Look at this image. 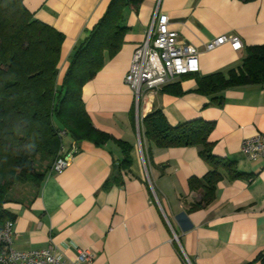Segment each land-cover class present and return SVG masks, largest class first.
Instances as JSON below:
<instances>
[{"label":"crops","instance_id":"obj_1","mask_svg":"<svg viewBox=\"0 0 264 264\" xmlns=\"http://www.w3.org/2000/svg\"><path fill=\"white\" fill-rule=\"evenodd\" d=\"M22 1L34 20L64 37L58 85L78 47L92 39L101 47V66L81 98L93 126L113 141L78 142L62 174L50 169L39 192L4 207L14 218L13 249L51 246L65 263L89 250L93 264H183L184 254L191 264H261L264 161L248 160L240 147L264 133V84L211 94L199 87L204 78L241 67L249 47L264 45V0H116L111 10L113 0ZM158 7L169 30L199 49L200 71L147 92L136 105L124 77ZM222 36L238 37L242 48L204 51ZM156 111L171 127L214 123L209 153L234 163L241 177L222 173L207 198L203 182L213 167L202 147L162 149L146 139L142 120ZM66 137L64 153L75 144ZM118 142L129 146L128 165ZM192 179L202 185L190 191Z\"/></svg>","mask_w":264,"mask_h":264},{"label":"trees","instance_id":"obj_2","mask_svg":"<svg viewBox=\"0 0 264 264\" xmlns=\"http://www.w3.org/2000/svg\"><path fill=\"white\" fill-rule=\"evenodd\" d=\"M115 3L113 0L110 10L116 7ZM112 18L101 21L102 25H107L105 21ZM96 34L92 37L96 38ZM63 41L61 34L34 20L22 0H0V231L14 219L4 210L7 204L18 202L8 198L12 187L22 182L34 187L35 194L39 192L54 161L65 154L62 141L66 136L75 143L70 149L82 141L96 147L113 141L93 126L81 98L83 87L101 66V47L93 45V39L78 47L58 85ZM247 52L241 67L224 76L213 74L204 78L199 91L211 94L226 88L264 84V45L249 47ZM142 126L146 139L158 148H203L206 162L213 167L203 182L207 198L222 180V173L241 177L234 163L209 153L208 138L214 123L201 119L171 127L163 114L156 111L143 118ZM118 144L126 157L124 164L128 165L129 146ZM42 159L48 164L38 172L35 161ZM201 185L192 179L189 189L192 191ZM257 261L264 264V254Z\"/></svg>","mask_w":264,"mask_h":264},{"label":"built area","instance_id":"obj_3","mask_svg":"<svg viewBox=\"0 0 264 264\" xmlns=\"http://www.w3.org/2000/svg\"><path fill=\"white\" fill-rule=\"evenodd\" d=\"M146 31L143 42L135 49L128 73L124 77L138 105L140 99L150 91H161L175 81L186 76L196 75L200 71L198 48L180 41L175 31L169 30V20L159 13V7L154 13ZM230 45L232 51H239L243 44L236 36H222L204 45V51L210 52ZM138 132V130H137ZM65 137L64 133H59ZM138 140L140 133L138 132ZM240 150L250 161H264V133L245 139ZM77 149L71 147L65 154L58 157L51 168L53 174H62L72 162ZM0 231V264H93L94 255L89 250L78 251L74 260L63 262L54 248L18 252L12 246L13 225L8 221ZM174 242H178L174 235ZM183 264H191L184 254Z\"/></svg>","mask_w":264,"mask_h":264},{"label":"rangeland","instance_id":"obj_4","mask_svg":"<svg viewBox=\"0 0 264 264\" xmlns=\"http://www.w3.org/2000/svg\"><path fill=\"white\" fill-rule=\"evenodd\" d=\"M67 143V137L63 139L62 141V147L66 146ZM35 166L37 167L38 172H42L44 170L45 166L48 164L44 159L42 160H36ZM36 192V189L28 184L18 182L13 187L12 190L9 193L8 198L10 200H16V201H28L32 194Z\"/></svg>","mask_w":264,"mask_h":264}]
</instances>
